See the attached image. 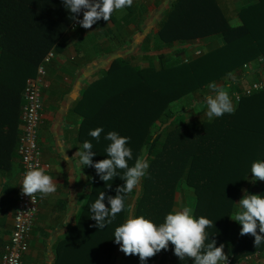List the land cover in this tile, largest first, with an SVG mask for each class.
I'll return each instance as SVG.
<instances>
[{
  "label": "trees",
  "instance_id": "obj_1",
  "mask_svg": "<svg viewBox=\"0 0 264 264\" xmlns=\"http://www.w3.org/2000/svg\"><path fill=\"white\" fill-rule=\"evenodd\" d=\"M78 15L70 13L63 0H0V170L9 169L17 153L26 79L35 75L48 51L60 50L65 32ZM237 15L241 24L233 27L216 0H175L160 22L158 36L165 46L179 40L174 54L181 55V62L165 54L157 67L113 59L101 76L83 87L72 110L81 116L78 141L81 146L85 141L93 145V162L108 158L111 142L105 137L115 131L130 137L129 166L143 157L149 168L139 186L127 194L125 209L99 229L91 219V205L105 192V204L110 207L107 196H116V188L125 181L117 176L106 183L94 167L85 166L89 193L75 224L56 244L54 264H141L137 255L120 251L115 229L129 216L164 223L167 214L174 212L183 185L194 193L192 214L212 221L206 243L212 239L217 247L223 244L226 254L236 259L264 247V242L256 247L252 235H240L242 225L233 220L251 165L264 161V90L242 96L234 103V114L175 122L176 115L190 107L189 103L178 106L181 99L204 91L248 61L264 58V0H246ZM211 35L221 38L220 46L195 58L184 55L186 40ZM191 106L198 115L203 113L196 104ZM156 125L159 129L154 132ZM96 128L103 129L99 140L89 135ZM118 172L124 174V170ZM253 184L254 194L264 196V181ZM252 188H246L248 194ZM154 263L194 261L181 260L169 243L167 250L144 262Z\"/></svg>",
  "mask_w": 264,
  "mask_h": 264
},
{
  "label": "crops",
  "instance_id": "obj_2",
  "mask_svg": "<svg viewBox=\"0 0 264 264\" xmlns=\"http://www.w3.org/2000/svg\"><path fill=\"white\" fill-rule=\"evenodd\" d=\"M173 1L133 0L131 7L114 11L110 21L101 19L91 29L79 24V20L83 19L82 11L74 20V25L69 26L71 29L65 32L60 50H52L54 54L47 65L41 88L42 119L38 128V145L42 168L57 183V191L44 198L38 193L39 210L30 232L28 250L22 257L24 264H54L56 244L75 224L89 193L90 183L85 166L79 164L80 158L75 156L81 148L78 141L81 116L72 110L83 87L101 76L113 59L127 60L138 66L157 67L162 54L173 55L179 40L165 46L158 36L160 22ZM245 1L216 0L230 26L241 24L237 12ZM221 41L220 37L212 35L197 37L191 42L186 40L188 46L184 55L194 58L195 50L205 53L220 46ZM204 42L210 49L204 50ZM244 64L216 82L217 86L228 91L230 83L241 87L264 77V58L259 57ZM208 91V95H214L211 89ZM201 92H197V95ZM193 96L187 99L191 100ZM65 155L69 161L65 160ZM20 175L21 165L16 153L9 169L0 170V264L12 231ZM249 178L244 190L249 184L254 185L251 172ZM176 201L178 204L173 207L174 211L190 205L193 207L191 196H186L184 200L178 193ZM224 252L226 254L227 250L224 249ZM253 254H250L249 260L239 261L238 264H264V253Z\"/></svg>",
  "mask_w": 264,
  "mask_h": 264
},
{
  "label": "clouds",
  "instance_id": "obj_3",
  "mask_svg": "<svg viewBox=\"0 0 264 264\" xmlns=\"http://www.w3.org/2000/svg\"><path fill=\"white\" fill-rule=\"evenodd\" d=\"M67 10L72 14L83 11V19L79 24L85 29H91L99 20L110 21L114 11L131 7L133 0H63ZM75 18V17H73ZM197 57V56H196ZM208 88L214 95H207V117H222L224 114H234L235 107L229 92L211 83ZM102 128L90 131L89 135L99 140ZM105 139L111 143L106 149L107 159L93 162L96 155L92 151L93 145L85 141L75 156H79V164L96 169L100 179L104 182L119 176L125 184L116 188V196H107L109 206H106L105 192L99 193L98 199L91 205V219L96 221V227L104 229L111 224L118 213L125 209L127 194L136 189L142 178L147 174L149 162L147 158H137L134 166L128 161L133 158L131 148L127 147L130 137L120 136L117 132H108ZM65 160L69 158L65 155ZM118 170H124L120 175ZM253 181H264V161H257L251 165ZM111 187V185L109 186ZM57 183L46 174L44 168H33L26 172L22 182V194L29 196L32 201L39 193L41 198L56 193ZM239 201V208L234 214V221L242 225L240 235H252L258 247L264 242V196L248 194ZM131 208V205H129ZM191 207L167 214L164 223L157 225L144 216H129L114 232V241L120 245V251L127 256L137 255L141 264L154 257L161 250H167L169 243L174 245V254L181 260L185 257L194 261V264H229L228 255L224 252V245L216 246V241L209 240L206 229L212 226V221L203 216L196 218ZM250 255V254H249Z\"/></svg>",
  "mask_w": 264,
  "mask_h": 264
},
{
  "label": "built area",
  "instance_id": "obj_4",
  "mask_svg": "<svg viewBox=\"0 0 264 264\" xmlns=\"http://www.w3.org/2000/svg\"><path fill=\"white\" fill-rule=\"evenodd\" d=\"M53 54V51L50 50L44 55L36 67L35 75L26 79L21 93L20 134L17 145L21 175L16 193V209L12 231L2 254L1 264H24L22 257L28 250L30 232L39 210L38 193L32 201L29 196L22 194V182L28 170L42 168L38 145V128L42 119L41 88L46 76L47 65L51 62ZM200 54L201 51L199 49L195 50L196 56ZM243 66L247 68L246 64ZM263 90L264 77L245 83L240 89H235L231 94V98L234 102H237L242 96H249ZM260 253H264V247L255 251L253 256H257ZM227 255L229 264H238L239 261H247L251 258V255H246L239 259L234 258L231 254Z\"/></svg>",
  "mask_w": 264,
  "mask_h": 264
},
{
  "label": "rangeland",
  "instance_id": "obj_5",
  "mask_svg": "<svg viewBox=\"0 0 264 264\" xmlns=\"http://www.w3.org/2000/svg\"><path fill=\"white\" fill-rule=\"evenodd\" d=\"M203 45H204V50L210 49V47L208 46L207 42H204ZM201 53H203V52L201 51ZM169 57L171 58V60H175V61H180L181 62L183 60V58L179 54H173V55H171ZM167 61H164V63L167 62ZM236 85L237 84H234V85L230 86L229 89H228V91H232L233 89H235ZM205 90L206 91H202L198 95H197V92L194 93V94H192V95H190V96H193L194 95L191 98V100L190 99L187 100V97H189V96L184 97L183 99L180 100L182 102H180V104L178 105V106H181V105L182 106H185L184 104H188V103H191L193 105L196 104L199 109H202L203 110V113H200L198 115L197 113H195L196 110L194 108H192V106H190L189 107L190 109L189 108H186V110L184 111L183 114H180V115L177 114L176 115V117H175V122L176 123H180V122H182L184 120V118H188V117H197V118H206V119H209L207 117V115H206L207 105H206V102H205V97L208 95V92H209L208 90L209 89L206 88ZM158 129H159V126L156 125V126L153 127L152 131L155 132ZM249 187H253L252 188L253 189L252 194H254L255 191L257 190V189L254 188L255 186L254 185L251 186V184H249ZM186 196H191L192 197V202H193V200H194V193H193L192 188L190 186L183 185V187H182V193L179 195V197L182 198V199H184V200H186ZM189 207H191L193 209L192 205H190Z\"/></svg>",
  "mask_w": 264,
  "mask_h": 264
}]
</instances>
